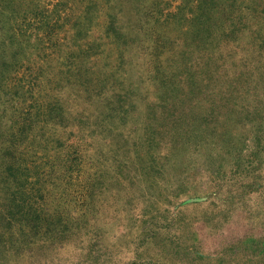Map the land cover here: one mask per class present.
I'll return each mask as SVG.
<instances>
[{
    "label": "rangeland",
    "instance_id": "374dc122",
    "mask_svg": "<svg viewBox=\"0 0 264 264\" xmlns=\"http://www.w3.org/2000/svg\"><path fill=\"white\" fill-rule=\"evenodd\" d=\"M0 264H264V0H0Z\"/></svg>",
    "mask_w": 264,
    "mask_h": 264
}]
</instances>
